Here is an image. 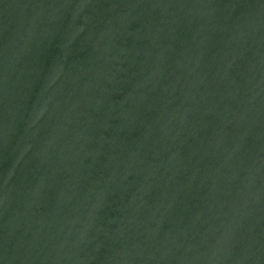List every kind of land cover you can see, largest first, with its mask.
I'll list each match as a JSON object with an SVG mask.
<instances>
[{"label":"water","instance_id":"95a60500","mask_svg":"<svg viewBox=\"0 0 264 264\" xmlns=\"http://www.w3.org/2000/svg\"><path fill=\"white\" fill-rule=\"evenodd\" d=\"M0 264H264V0H0Z\"/></svg>","mask_w":264,"mask_h":264}]
</instances>
